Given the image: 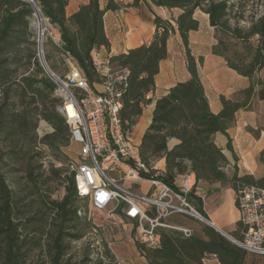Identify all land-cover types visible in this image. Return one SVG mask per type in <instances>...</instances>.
Here are the masks:
<instances>
[{"label": "trees", "instance_id": "16d2710c", "mask_svg": "<svg viewBox=\"0 0 264 264\" xmlns=\"http://www.w3.org/2000/svg\"><path fill=\"white\" fill-rule=\"evenodd\" d=\"M150 1L180 13L175 24L155 14V33L148 43L109 58L112 65L130 71L120 110L123 129L132 132L153 102L149 94L156 90V77L161 63L169 57V40L176 32L183 44L189 78L156 99L152 121L139 146L142 161L154 169L159 159H165L162 179L171 186L177 177L191 171L204 184H230L236 194L242 186L264 189V176L240 172L228 133L240 111H248L256 99L264 103V12L255 10L250 0ZM35 2L43 17L60 32L62 45L56 51L77 62L90 86L98 83L92 53L102 47L110 49L105 15L121 5L109 0L102 6L100 0H88L68 16L69 0ZM143 2L148 1L133 0L129 6L139 7ZM34 12L25 0H0V145L6 148L0 151V264H119L102 228L89 217L88 201L79 196L75 174L69 169L71 160L65 168L51 165L45 177L44 152L39 145L60 156L72 141L69 126L58 111L56 85L38 59L30 24ZM197 12L208 17L218 36L211 54L223 58L229 69L249 80L237 96H220L218 113L211 109L203 82L204 57L196 56L191 46L192 33L200 29ZM45 62L54 73L57 61L53 51L45 54ZM41 121L47 122L52 132L39 138ZM218 133L227 137L226 148L234 164L215 143ZM172 140H176L174 145ZM259 160L264 164V149ZM11 164L12 171L26 176L29 194L24 195L26 187L16 190L9 183L4 169ZM230 168L231 175L227 172ZM54 178L64 187L58 200L43 191L44 184ZM189 199L208 219L203 200L194 195ZM229 234L237 241L242 238L240 222ZM92 237L96 239L92 241ZM96 240L101 253L92 247ZM134 240L146 264H205L210 256L220 264H261L255 258L264 262V256L244 250L209 225H203L201 234L188 237L179 231H161L159 245L152 248Z\"/></svg>", "mask_w": 264, "mask_h": 264}, {"label": "built area", "instance_id": "2783aa9c", "mask_svg": "<svg viewBox=\"0 0 264 264\" xmlns=\"http://www.w3.org/2000/svg\"><path fill=\"white\" fill-rule=\"evenodd\" d=\"M54 27L50 37L54 46L61 48L60 32ZM92 58L100 78L93 86L80 67L72 63L63 77L52 72L49 75L56 85L54 96L60 100L58 111L69 126L72 143L78 146L77 158L70 161L69 169L75 174L79 196L96 211L124 215L134 223L137 239L148 247L159 245L164 230L190 236L188 228L171 225L168 219L181 215L201 220L203 216L189 197L203 200L204 183L188 171L171 186L162 179L161 171L150 169L142 161L139 145L120 120L130 71L112 65L96 50ZM38 59L44 66L43 39L39 38ZM127 182H146L149 189L139 193ZM236 207L242 235L237 245L264 256V189L242 186L236 195ZM92 247L102 252L98 240Z\"/></svg>", "mask_w": 264, "mask_h": 264}, {"label": "rangeland", "instance_id": "374dc122", "mask_svg": "<svg viewBox=\"0 0 264 264\" xmlns=\"http://www.w3.org/2000/svg\"><path fill=\"white\" fill-rule=\"evenodd\" d=\"M109 0H100L101 5L105 6V4ZM115 3L121 5L123 8H127L128 10H124V14H131L134 13L135 17H141L144 21H146L152 14L157 13V15L161 17H165V19L172 21L174 23V19L178 16L180 13L178 10H161L159 7H156L152 4L150 0H147L148 2H143L138 7L137 11H134L132 9H129L133 2V0H113ZM250 3L254 6L255 10H258L260 12H264V0H250ZM196 17L200 19L201 21V27L197 32L192 33L191 35V46L192 50L197 54L201 53L205 56V63L203 66L204 71V77L206 86L208 88V94L212 97L213 92L210 90L209 86L213 82V76L218 74L219 78L226 79L227 81H230L231 83L236 84V76L230 77L222 75V70H227L224 62L218 58H214L210 54V47L213 45L218 36L215 32V30L210 27L208 23V18L201 12H197ZM33 18V17H32ZM32 18H31V29L33 33L35 34V40L37 42V52H38V34L32 27ZM115 19H119L117 16V13H109L106 17V23H107V29L110 32V23H113ZM45 21V34L43 39V52L44 56L46 53L53 51L55 59L57 61V68L55 69L54 73L60 77H63L69 70L71 66V62L68 58H66L63 55H60L56 51V46H54L49 32L52 31V25L49 22L48 19L44 17ZM119 21V20H118ZM121 30L125 32V34H129L131 31L130 26L127 25L126 22H119ZM55 28V27H54ZM175 34L172 35V40L170 42V47L172 49V52L175 53L177 59L178 55L182 53L183 50V44L179 37L178 32H176V37H174ZM175 67L177 68V72L179 75V79L183 78V66L181 64V61L177 62ZM264 76V73L262 74ZM239 122L235 126L234 130L232 131L233 135L236 138V141L239 142V151L241 154H243L246 150L249 148L256 147V134L261 132H264V103L255 100L253 102L252 107L245 112H242L238 116ZM246 124V126H244ZM52 132V127L45 121H41L39 124V127L37 129V134L39 138H42L44 135ZM249 133V135L247 134ZM247 135L249 136V141L247 139ZM251 141V143H250ZM252 144V145H251ZM39 148L44 152V158H43V169L46 171L45 177H47L50 173V167L51 165H54L55 168H65L68 161L72 159L77 158V152H78V146L76 144H73L64 148L62 150V154L58 156L57 154H54L51 152L47 147L43 145H39ZM6 148L4 145H0V151H5ZM158 162V161H157ZM157 162L155 163V167H157ZM13 168L12 164L4 169V173L6 174L8 181L10 184H12V187H14L16 190H21L24 187H26L25 194H29L30 191L28 190V187L26 185L27 178L23 173H17L12 171ZM11 170V171H9ZM231 169H229V175H231ZM46 182V181H45ZM126 185L128 187H132L135 191L139 193H145L149 189V185L146 182H137V184H134L133 182H127ZM226 187H230V184L224 183L222 184V193H223V200H229V192L226 191ZM23 191V190H22ZM43 191L50 195L52 199H61L64 195V187L62 186L61 182L54 178V181L48 180L44 186ZM33 193H37L36 191H33ZM209 193V192H208ZM207 193V197L209 196ZM237 195V194H236ZM83 205H86V203H83ZM88 208V214L89 217L92 218L93 222L95 224H98L100 228H102L105 239L109 243H116L121 241H129L132 240L135 243V239H137V233L135 225L130 220H123L120 222H117V216L115 214V217L113 215L109 214L108 212H101L96 211L92 209L89 204L87 206ZM219 214L222 216V219L225 220V225L223 226V229L227 232L233 227L232 221H231V215L226 209H222L219 211ZM205 218V217H204ZM168 223L175 226H181L188 228L192 233L201 234V230L203 225H207L204 221L188 217V216H181V215H173L168 219ZM135 231V232H134ZM134 233V236H133ZM229 234V233H228ZM230 235V234H229ZM134 238H133V237ZM124 241V243H126ZM112 247H117V245H113ZM132 252H134V248L136 246H131ZM123 254H125L126 259L122 260L123 264H141L138 259H135L133 254H131V251L129 249V246L123 247ZM137 249V248H136ZM138 251V250H137ZM32 260V259H31ZM256 261L261 262V264H264L263 261H260L259 258H255Z\"/></svg>", "mask_w": 264, "mask_h": 264}, {"label": "crops", "instance_id": "0c3cea01", "mask_svg": "<svg viewBox=\"0 0 264 264\" xmlns=\"http://www.w3.org/2000/svg\"><path fill=\"white\" fill-rule=\"evenodd\" d=\"M88 0H69V6L67 8V15L70 16L73 12L77 11L80 5L87 3ZM161 10H165V8L159 7ZM129 9H132L134 11L138 10V7H130ZM124 10H128L127 8L121 7V9L111 12L108 11L105 15V29L107 36L110 40V49L107 50L104 47L96 50L98 55L103 58H110L111 56L118 55L121 53H126L128 50L136 48L144 43H148L154 33H155V26H154V18L155 14H152L146 21H144L141 17H135L134 13L131 14H124ZM109 13H117V16L119 17V21L115 19L113 23H110V32L107 29V23H106V17ZM205 15V14H204ZM159 16V15H158ZM206 16V15H205ZM161 17V16H160ZM165 19V17H162ZM208 18V17H207ZM199 19V18H198ZM200 20V19H199ZM126 22L128 26H130L131 31L129 34H125L123 30H121L119 22ZM200 27H201V21H200ZM176 37V34L174 35ZM172 40V37L169 40V57L164 60L161 63V69L160 73L156 77V90L149 94V98L153 99V102L147 106L144 109L143 115L139 118L137 125L132 131V136L134 141L137 145L140 146L142 137L145 134L146 130L148 129L151 121H152V114L155 107L156 99L160 98L164 94H166L167 90L175 85L178 82L187 80L189 78V73L186 68V60H185V52L184 48L182 50V53L178 55V59L175 55V53L172 52V49L170 47V42ZM212 47V45H211ZM211 47H210V54H211ZM193 53L196 56H203L204 57V63H205V56L201 53ZM212 57L218 58L222 60L227 68V70H222L223 77H233L236 76V84L233 85L230 81H227L226 79L219 78V75L216 74L213 76V82L209 86L210 90L213 92V96L211 97L208 94V88L206 86L205 77H204V69L201 68V74L203 78V82L205 85L206 93L209 98V102L211 105V109L214 113H218L221 110V101L220 96L223 95L226 98H233L237 96V94L246 88L249 85V80L247 78H244L242 76H239L236 72L229 69L224 61L223 58L215 56L211 54ZM72 64L78 65L77 62L74 59L70 60ZM181 61V64L183 66V78L179 79V75L177 72V68L175 67L176 63ZM204 66V65H203ZM245 111H240L237 114V120L234 126L229 129L228 133L232 139L233 149L238 157V167L240 169V172L252 174L257 178L264 176V164L259 160V155L264 149V132L257 133L259 136L256 137L255 143L256 147H251L248 150H246L243 154L239 151V142L236 141L235 136L233 135L232 131L234 130L235 126L238 124L239 119L238 116L240 113ZM246 126V124L244 125ZM249 135V133H247ZM247 135V139L249 141V136ZM215 143L223 150V152L226 154L227 158L230 160L231 164H234L232 153L227 150V137L223 134H216L214 136ZM176 143V140H172L170 142L171 145H174ZM251 143V141H250ZM239 144V145H238ZM252 145V144H251ZM162 173L166 170V163L165 159H159L157 162V167H155ZM231 172L233 171L232 168ZM229 174V170L227 171ZM232 174V173H231ZM226 191L229 192V200H223V189L221 183H216L212 185L204 184L203 186V202H204V210L208 216V220L218 229H220L224 233H231L234 230H236L237 224L239 222V212L236 207V193L231 187H226ZM209 192V193H208ZM208 193V197H207ZM226 209L231 215V221H232V228L227 232L223 229V226L225 225V220L222 219V216L219 214V211L222 209ZM115 217V215H113ZM117 222L123 221L121 216H117ZM98 225V224H96ZM125 241V240H124ZM116 243H109V247L111 248L112 252L118 259V261L122 262V260H125L127 256L123 254V247L129 246V249L131 251V254H133L135 259H138V261L141 264H146L144 259L140 256L139 252L136 248H134V252H132V247H135V243L132 240ZM113 245H117V247H112ZM205 264H220L219 261L215 256H210L205 260Z\"/></svg>", "mask_w": 264, "mask_h": 264}, {"label": "water", "instance_id": "95a60500", "mask_svg": "<svg viewBox=\"0 0 264 264\" xmlns=\"http://www.w3.org/2000/svg\"><path fill=\"white\" fill-rule=\"evenodd\" d=\"M25 1H26L27 3H29V4L34 8L35 12H36V10H39V11L41 12V10H40V8L38 7V5L36 4L35 0H25ZM35 12H34V13H35ZM39 40L42 41V38L39 37ZM43 64H44L43 68L45 69L46 73H47L48 75H50L51 70L48 68L47 63L45 62V60H44ZM203 220H204V222H205L207 225L213 227L215 230H217L219 233H221V234H222L224 237H226L228 240H230L231 242L237 244V240H235V239H234L232 236H230L229 234L224 233V232H222L220 229H218L217 227H215V226H214V225H213L208 219L203 218Z\"/></svg>", "mask_w": 264, "mask_h": 264}, {"label": "bare ground", "instance_id": "6f19581e", "mask_svg": "<svg viewBox=\"0 0 264 264\" xmlns=\"http://www.w3.org/2000/svg\"><path fill=\"white\" fill-rule=\"evenodd\" d=\"M32 27L36 31V33L38 34V36L40 38L44 39V34H45V21H44L43 14L39 10H36V12L34 13V16L32 18ZM52 74L54 75L55 73L52 72ZM200 219L202 221H204L203 220V217H201Z\"/></svg>", "mask_w": 264, "mask_h": 264}]
</instances>
